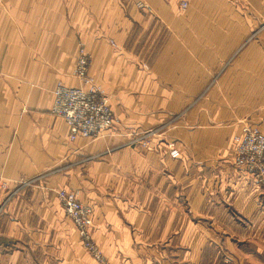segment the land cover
<instances>
[{
	"label": "crops",
	"instance_id": "0c3cea01",
	"mask_svg": "<svg viewBox=\"0 0 264 264\" xmlns=\"http://www.w3.org/2000/svg\"><path fill=\"white\" fill-rule=\"evenodd\" d=\"M141 1L0 0V264H95L70 231L61 251L63 188L93 206L108 264H245L205 251L263 247L264 188L232 157L244 124L264 132V0ZM81 48L121 123L70 141L53 92L80 87ZM150 130L165 138L128 143Z\"/></svg>",
	"mask_w": 264,
	"mask_h": 264
},
{
	"label": "built area",
	"instance_id": "2783aa9c",
	"mask_svg": "<svg viewBox=\"0 0 264 264\" xmlns=\"http://www.w3.org/2000/svg\"><path fill=\"white\" fill-rule=\"evenodd\" d=\"M140 9L149 6L136 0ZM188 4L182 3V8ZM91 57L85 48H81L74 77L81 83L80 87H68L58 83L54 89L52 114L64 119L69 127V140L78 138H99L115 128L119 119L110 103V97L99 86L90 73ZM133 143L145 145L139 139ZM169 155L173 159L181 156L174 143L169 145ZM232 164L246 171L258 184L264 187V132L252 124H244L234 137V155ZM0 187L7 184L0 181ZM65 215L73 222L82 241L83 247L89 252L95 264H108V260L93 237V208L82 201L81 190L60 189L57 192Z\"/></svg>",
	"mask_w": 264,
	"mask_h": 264
},
{
	"label": "rangeland",
	"instance_id": "374dc122",
	"mask_svg": "<svg viewBox=\"0 0 264 264\" xmlns=\"http://www.w3.org/2000/svg\"><path fill=\"white\" fill-rule=\"evenodd\" d=\"M238 23L245 25V21H238ZM257 23H258V27L259 28H262L261 30L264 31V21H257ZM253 38L255 39V38H259V37L253 35L251 37L245 38L244 44L245 43H250V40H252ZM240 54H241V52H238V54H237L238 59L240 57ZM97 84L99 86H101L98 82H97ZM110 103L112 105L111 97H110ZM112 107H113V105H112ZM116 116L119 119V124H120L121 123V120H120L119 116L117 115V113H116ZM178 119H179V117H174V121H177ZM119 124H117V125H119ZM117 125H116V127H117ZM159 134L160 133H158V132L155 133V131H151V130L150 131L143 132V133H139V134L138 133H136V134L133 133V135L132 134L130 135V140H129L128 143L131 142L132 145H137V146L139 145V147H141L142 149H150L153 140L155 138H157L159 136ZM160 135H163L162 139L165 138V135L164 134H160ZM169 136H167V137L170 138ZM138 139L140 141H145V145H141L140 143H133V142H136V140H138ZM170 143H174L176 145V147L180 150V148H179L176 140H174V139H168L167 140V147L168 148H169L168 145ZM180 152H181V150H180ZM2 189H6V188H2ZM76 190H79V189H76ZM263 197H264V192H263ZM81 199H82V197H81ZM92 208H93V206H92ZM64 215H65V213H64ZM64 220L67 222V225H66V228H65L66 235L63 238V246H62L61 251H64V249H65V252H66V255H67L69 249H68V246H67V243L68 242L65 244V241L66 240L68 241V236H69L68 233L70 231V237H71V243H72V255H90L89 252L83 247L81 238H80L79 233H78L76 227L74 226L73 222L66 215L64 217ZM75 231H76L77 234L75 233ZM92 233H93V237H94L93 228H92ZM239 237H240V239H244L241 236H239ZM94 239H95V237H94ZM263 239H264V237H263ZM95 242L100 247V249L102 250V252L104 253V255L106 256L107 255L105 253L106 251L105 252L103 251V249L101 248V246L97 243L96 239H95ZM236 242H238V244L235 247L236 251L234 249H231L233 251H230V250L228 251V248L223 249V246H222L221 249H223V250H221V249H219V251L213 250L210 253L208 251H205V255H220V259L223 258V255H244V257L246 259L245 264H264V244L263 243H262L263 244V247H262V245H258V244H254V243L249 244L248 246H246L244 244H241L239 240H237ZM91 259H92V257H91ZM107 259H108V257H107Z\"/></svg>",
	"mask_w": 264,
	"mask_h": 264
}]
</instances>
